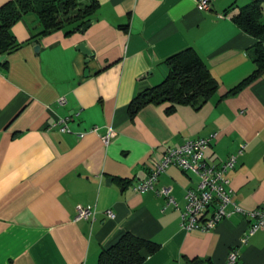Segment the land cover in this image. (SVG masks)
<instances>
[{
	"label": "crops",
	"instance_id": "0c3cea01",
	"mask_svg": "<svg viewBox=\"0 0 264 264\" xmlns=\"http://www.w3.org/2000/svg\"><path fill=\"white\" fill-rule=\"evenodd\" d=\"M253 1L210 0L205 11L199 0H78L99 5L80 30L43 33L35 13L11 27L12 48L0 57V264H97L126 233L160 246L143 251V264H229L233 252L235 264H264V230L241 244L254 221L183 228L194 174L170 167L154 191H134L169 147L210 139L206 159L222 164L246 144L228 173L234 201L264 211V76L229 95L256 69L257 40L233 20ZM187 48L218 92L199 109L152 104L131 118V102L162 84L166 59ZM163 187L179 209L166 207ZM78 206L94 216L75 220Z\"/></svg>",
	"mask_w": 264,
	"mask_h": 264
},
{
	"label": "trees",
	"instance_id": "16d2710c",
	"mask_svg": "<svg viewBox=\"0 0 264 264\" xmlns=\"http://www.w3.org/2000/svg\"><path fill=\"white\" fill-rule=\"evenodd\" d=\"M264 0H255L241 9L233 20L245 33L257 40L254 47L255 71L229 92L235 95L264 76ZM99 9L96 2L80 5L78 0H9L0 6V57L12 48L9 30L28 13H35L43 33L71 26L80 30L90 24ZM69 33V32H68ZM169 74L165 81L139 94L129 106L134 118L144 107L152 104L170 103L190 105L197 109L205 105L219 90L206 63L193 49L187 48L166 59ZM153 241L139 238L131 233L124 234L110 248L104 249L97 264H143V251L153 255L159 250Z\"/></svg>",
	"mask_w": 264,
	"mask_h": 264
},
{
	"label": "built area",
	"instance_id": "2783aa9c",
	"mask_svg": "<svg viewBox=\"0 0 264 264\" xmlns=\"http://www.w3.org/2000/svg\"><path fill=\"white\" fill-rule=\"evenodd\" d=\"M199 7L210 11V0H199ZM61 131L68 132L65 126L61 128ZM114 134V131L110 129L103 141L108 144ZM210 142V139L205 138L190 139L178 148H167L163 159L155 165L154 170L146 179L140 180L135 185L134 191L137 193L154 191L159 177L170 167L192 173L198 178V184L195 190L189 189L186 192V205L181 214L183 228L188 232L208 233L214 231L221 222L240 215L247 220L254 221L241 240V244H245L255 233L264 230V211H247L240 207L234 201V193L228 177V173L235 169L238 158L245 153L247 145H241L238 153L229 157L224 163L215 164L207 161L205 156ZM156 192L159 196L165 197L166 207L172 206L179 209L171 187H163ZM94 214L90 207L78 206L75 220L90 219ZM107 215L110 219L115 218L111 211H108ZM237 259L238 253H231L229 264H235Z\"/></svg>",
	"mask_w": 264,
	"mask_h": 264
},
{
	"label": "water",
	"instance_id": "95a60500",
	"mask_svg": "<svg viewBox=\"0 0 264 264\" xmlns=\"http://www.w3.org/2000/svg\"><path fill=\"white\" fill-rule=\"evenodd\" d=\"M89 24H87L85 27H87ZM37 48H35V50H36ZM78 50L82 53V54H85V55H87V56H91V52L86 48V46L85 45H80L79 47H78ZM2 58H0V60H1Z\"/></svg>",
	"mask_w": 264,
	"mask_h": 264
},
{
	"label": "rangeland",
	"instance_id": "374dc122",
	"mask_svg": "<svg viewBox=\"0 0 264 264\" xmlns=\"http://www.w3.org/2000/svg\"><path fill=\"white\" fill-rule=\"evenodd\" d=\"M191 177H193V175H190Z\"/></svg>",
	"mask_w": 264,
	"mask_h": 264
}]
</instances>
